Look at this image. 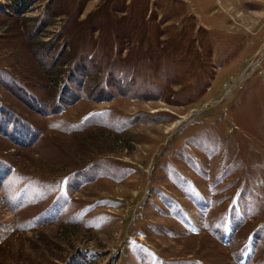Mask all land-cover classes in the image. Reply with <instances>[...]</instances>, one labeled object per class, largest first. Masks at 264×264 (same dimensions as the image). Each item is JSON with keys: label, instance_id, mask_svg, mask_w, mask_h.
Here are the masks:
<instances>
[{"label": "rangeland", "instance_id": "obj_1", "mask_svg": "<svg viewBox=\"0 0 264 264\" xmlns=\"http://www.w3.org/2000/svg\"><path fill=\"white\" fill-rule=\"evenodd\" d=\"M0 264H264V0H0Z\"/></svg>", "mask_w": 264, "mask_h": 264}]
</instances>
